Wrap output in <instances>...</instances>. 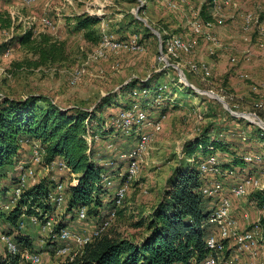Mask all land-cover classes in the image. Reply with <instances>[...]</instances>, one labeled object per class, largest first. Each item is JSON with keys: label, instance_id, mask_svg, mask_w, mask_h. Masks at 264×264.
I'll return each instance as SVG.
<instances>
[{"label": "rangeland", "instance_id": "1", "mask_svg": "<svg viewBox=\"0 0 264 264\" xmlns=\"http://www.w3.org/2000/svg\"><path fill=\"white\" fill-rule=\"evenodd\" d=\"M212 1L186 0L179 3L177 10L181 11L180 14L182 10L188 13V19L187 16L183 17L186 23L187 20L190 22L193 19V12L196 13L195 16L198 15L197 19L203 21L199 12L205 9V13L213 19L209 33L219 35L224 29H233L236 34L245 36L246 39L241 38L243 49L254 48L256 51L253 63L250 60L241 68V60L231 64V55L228 56L227 51H222L226 67L225 70H221L214 63L222 59L220 53L206 52L207 62L199 60L195 55L191 56L195 50L199 49V47L196 49L199 44H195L191 54L181 53L177 59H169L168 66L162 67L165 63L159 60V40H163L164 30L172 31L173 28L168 25L171 24L174 12L158 5L156 0H72L68 5L64 0H36L31 5L21 0L1 2V10L11 16L14 25L8 29L0 28V44L12 35L31 29L36 38L47 34L63 42L64 58L61 61L33 67L28 63L33 56L26 48L17 46L5 51L0 55V96L21 99L30 94H38L49 97L61 107L82 106L92 109L109 93L119 95L120 88L131 80H157L158 83L167 84L169 87L167 91L172 92V98L161 101L159 108L150 111V116L161 122V129L153 135L152 141L142 156L137 175L128 183L125 198L117 208L116 217L102 231V235L138 241L146 234L145 225H139V221L146 217L160 200L166 179L183 156L184 143L201 129L210 125L217 129L219 126L225 127L236 134V137L228 138L236 139L235 142L241 148L252 145L253 150L262 151L260 144L256 142V133L258 129H264V45L257 43V35L259 25L264 24V0H231L230 5L227 6L223 5L221 0ZM79 10H87L100 17L104 24V31L116 40L126 41L129 37L136 35L139 48L109 52L100 60L90 61L88 57L97 43L86 41L81 31L73 29V23L68 26V19L72 18L70 14L74 15ZM247 13L258 17V22H253L244 29L243 16ZM43 18H49L54 23V28L44 26ZM189 22L182 23L188 33L186 37L189 38L168 31L167 33L194 42H197L199 37L203 39L202 35L198 36L191 32L188 28ZM95 29L101 34L100 23L95 26ZM233 55L236 56L237 53ZM189 62L208 65L211 73L209 79L204 81L199 75L189 72ZM250 65L254 66L252 70ZM79 68L85 69L81 80L75 85L69 84L72 73ZM235 68L238 69L236 72ZM179 77L183 79L184 85L198 96L190 93L186 98L174 97V87L179 84ZM232 80L233 85L230 84ZM117 113L118 108L103 107L104 123L107 124L110 121L111 114ZM235 113L243 119L239 126L231 122ZM242 131L248 136L247 144H243L238 138V134ZM141 132L143 131L135 128L128 132L129 136H125L127 133L119 130L107 139L96 138L95 144L97 147H107L108 143H113L117 149L116 152L121 149H131L137 142V135ZM131 133L134 139L131 138L133 140L130 142L131 139L128 137ZM26 147L28 151H22L19 161H15L14 165L8 168L10 172H16V168L22 161L26 165L31 164V148ZM221 161L223 158H220ZM33 166L37 180L43 177H54L57 180L61 177L66 186L70 179L56 168L48 171L41 164ZM113 167L112 175H117L118 172H124L126 163L117 161ZM246 173L248 174V168L243 169L241 173L236 170L233 176L226 174L223 170L219 176L224 186L223 193L229 194L228 189L234 183L235 176ZM117 182L114 180L115 184ZM114 187L115 185L108 188L106 194L101 197L104 207L98 209L96 214L88 215L85 223L77 222L76 215L72 218L65 212V207L57 219H65L64 221L74 231L94 225L112 208L109 202L113 199ZM9 197L11 198V194ZM232 204L241 211L243 219L244 215H247V220L244 219V222L251 224L259 217V210L249 203L247 196L232 198ZM20 230L31 235L36 248L41 249L42 264H62L60 258L43 252L46 243L40 244V239H44L45 242L48 239L43 237L39 225L24 219ZM5 231L6 224L0 221V235ZM4 251L5 245L0 240V253ZM21 264L29 263L24 261Z\"/></svg>", "mask_w": 264, "mask_h": 264}, {"label": "trees", "instance_id": "2", "mask_svg": "<svg viewBox=\"0 0 264 264\" xmlns=\"http://www.w3.org/2000/svg\"><path fill=\"white\" fill-rule=\"evenodd\" d=\"M2 1L0 0V28L8 29L14 23L11 16L1 10ZM199 13L203 23L213 20L205 13V9ZM72 20L73 29L81 31L86 41L99 42L101 34L95 26L100 23V17L82 13L74 15ZM167 37L163 33V39ZM17 46L24 47L31 53L33 59L28 63L33 67L64 58L63 42L47 34L36 38L31 29L12 35L2 42L0 55ZM163 84L165 83H158L157 80H131L120 88L119 95L109 93L92 109L82 106L61 107L49 97L38 94H30L21 99L0 96V221L6 224V231L3 233L11 236L19 249L17 254L8 255L6 251L0 254V264H21V252L41 250L36 248L31 235L20 230L19 223L32 215L43 223L53 215L54 206L48 202V195L58 181H64L61 177L57 180L54 177L38 179L22 190L9 210H4V205L10 200L11 190L19 183L18 172H10L8 168L19 161L24 147H30L36 142L42 153V166L61 160L67 168L62 172L69 177L70 174L75 175V181L69 180L64 188L67 195L65 212L73 218L78 209L84 207L87 215H94L104 207L101 197L108 189L101 181V174L114 176L119 179V183L124 180L119 177L123 172L112 175V168L117 161H122L117 157L118 152L126 150L116 152L114 145V150H109L95 144L96 138L107 139L119 131L110 121L107 122L108 125L104 123L103 107H114L119 111L138 103L150 115V111L159 108L161 101L172 98V92L167 91V84L164 90L159 89ZM174 88V97L186 98L194 93L183 83ZM119 96L121 97L118 98ZM194 96L198 94L194 93ZM114 115L111 114L110 119ZM242 120L235 116L231 118V122L238 125ZM107 127L109 129L106 130ZM133 129L135 127L128 132ZM256 134V142L260 144L262 151L253 150L252 145L241 148L235 142L236 139L228 138L236 137V134L225 127L219 126L217 129L210 125L201 129L184 143L183 156L166 179L160 200L139 221L138 224L145 225L146 228V234L140 240L112 238L101 234L85 245L72 261L63 264H201L210 254L206 240L214 228L208 224V216L216 199L202 193L203 179L199 163L211 154H220L219 161L223 158L220 162L222 172L225 170L226 173H236L237 170L241 173L248 168V175L256 174L258 165L248 164L244 160L246 154H261L264 165V131L258 129ZM125 136H129V133ZM138 136L139 134L136 139ZM128 138H133L132 133ZM238 138L240 139L239 136ZM240 142L247 144L248 136L245 141L240 139ZM105 161H112L113 165L106 166ZM246 196L250 204L263 212L253 223L261 227L264 242V188L252 190ZM109 204L117 214L119 206L114 205V197ZM64 220L62 218L57 221L54 232L68 225ZM55 245L56 241L49 238L45 250L52 252Z\"/></svg>", "mask_w": 264, "mask_h": 264}, {"label": "built area", "instance_id": "3", "mask_svg": "<svg viewBox=\"0 0 264 264\" xmlns=\"http://www.w3.org/2000/svg\"><path fill=\"white\" fill-rule=\"evenodd\" d=\"M21 1L25 4L31 5L36 0ZM156 1L171 10H177L179 9V3H183L186 0ZM221 3L227 6L230 5L231 0H221ZM195 14L193 19L189 22L191 32L196 35L204 34L206 40L215 42V37L209 32L205 33L203 30L204 27H210L212 23H203L200 19H197L198 15L195 16ZM253 22H258V17H255L252 13H247L243 16L244 29ZM42 24L51 29L54 28V23L49 18H43ZM100 24L102 28L101 37L88 57L90 61L100 60L109 52H117L121 49L134 50L139 48L137 42L138 37L136 35L129 37L126 41H119L104 31V24L102 21H100ZM163 33L168 35V37L159 40V60L165 63L162 67L168 66L169 59H177L181 53L189 55L194 50L196 42L185 39L181 36L170 35L165 31H163ZM244 39H246L245 36ZM257 43L264 45V24L262 23L259 25ZM233 60L234 58H232V61ZM188 70L193 74L199 75L204 81H207L211 74L210 68L206 64L189 62ZM84 73V68L76 69L69 79V84L75 85L78 83ZM178 81L179 83L185 84L181 77L178 78ZM165 88V84L159 87V89L162 90ZM110 124L125 133H128L133 127L143 131L139 134L137 142L133 148L118 152V159L126 162L124 172L119 174V177L124 178V180L115 184L114 180L119 181V179L114 176L101 174V181L105 187L111 188L115 185L113 191L114 205L118 207L122 204L125 198L128 183L139 171V164L142 162V156L145 154L148 144L152 141L153 135L158 133L161 129V122L154 120L138 103H133L127 109L119 110L118 113L110 119ZM238 136L243 141L247 139V135L244 131L239 133ZM30 148L31 164L26 165L22 161L16 168L19 183L11 190V198L9 202L4 205V210H9L10 207L14 205L25 187H28L37 181L33 165L41 164L42 153L36 142H34ZM113 148V144L108 143L107 149L114 150ZM190 160L194 161L193 158ZM244 160L248 164L259 165V170L256 174L248 175L246 173L241 176H235L236 179L228 189L229 194L227 195L223 193L224 186L219 177L222 174V170L220 169L218 155L211 154L199 163V172L203 179L202 193L216 199V204L208 216V224L212 225L214 228V231L208 235L206 240L207 247L210 249V254L201 264H253V260H256L257 258H261L264 264V242L261 227L252 223L246 228H241L238 220L232 214V198L244 197L252 190L264 188V165L261 154H246ZM104 164L106 166H111L113 165V162L105 161ZM43 167L48 171H52L55 168L60 171L67 170L64 162L61 160L54 161ZM226 174L233 176L235 173L229 171ZM69 180L74 182L75 175L70 174ZM64 188V183L58 181L56 186L49 193L48 202L54 206V212L53 215L48 217L43 223H40L34 215L27 217L30 223L39 225L44 238H51L56 241V245L52 252L47 250H43V252L50 253L53 256L60 258L62 264L72 261L81 249L85 245L91 243L95 238L99 237L102 234V231H104L109 223L116 217V210L111 209L108 211L106 217L102 218L94 225L84 227L80 231H74L69 225H66L54 232L57 217L62 214V211L64 210L63 208L67 202ZM54 218H56V220ZM87 219L88 215L86 208L82 207L78 209L76 212V221L85 223ZM22 224L23 220L20 221L19 228L22 227ZM0 240L5 245V251L8 255L19 253V249L11 236L3 233L0 235ZM44 243H46L44 239H40V244ZM40 251L41 250L36 252H21V262L26 261L29 264H42L43 253Z\"/></svg>", "mask_w": 264, "mask_h": 264}, {"label": "crops", "instance_id": "4", "mask_svg": "<svg viewBox=\"0 0 264 264\" xmlns=\"http://www.w3.org/2000/svg\"><path fill=\"white\" fill-rule=\"evenodd\" d=\"M71 1L72 0H64L66 5L70 4ZM215 1H217V0H213L212 2H215ZM158 5H160L162 7H165V6H163V5L159 4V3H158ZM190 9H192V8L190 7ZM171 11H173L174 14L172 15L173 17L171 19L172 20L171 24L168 25V26H170L173 29H172V31H169L167 29L164 30V31L165 32L168 31V32L173 33V34H178V35L184 36L185 38H189V37H186L188 35V33L185 31V27H183V25H182L183 22L185 23V20L183 19V17L186 18L185 16H187L188 13L185 10H182V14L179 13V12H181L180 10H171ZM82 13H87V14H90V15L94 14L93 12L91 13V12H89L87 10H79V11H76V13H74V15H79V14H82ZM57 14L58 13H56V15ZM194 14H195V12H193V16H194ZM70 15H72L70 17L74 16L73 14H70ZM187 19H188V16H187ZM188 22L189 21L187 20L186 23L188 24ZM71 23H73L72 18L68 19V26ZM172 23H173V25H172ZM211 27H212V25L210 27H208V28L204 27V29H203L204 32L205 33L209 32ZM188 28L190 29V27H188ZM212 35L215 37V42H211V41L206 40L204 34L202 35L203 39L205 40L204 42H203V39L199 37V40L197 42L195 41L196 42L195 44H197V45L199 44L196 47V49L198 47H199V49L195 50V52L191 56L195 55L199 60L207 62L206 59H205L206 52H208L209 54L212 53V52H214V53L215 52H219L222 59L220 61H218V62L216 61L214 63L216 65V67L217 68H221V70H225V67H226V62H225L224 55H222V51H227L228 52V56L231 55V57H230L231 64H234V62L237 63V62H239L241 60V68L244 67V65L246 63H249L250 60H251L252 63L254 62V59H255L254 57H256V55L254 56V54L256 53V51H255L254 48L247 49L245 47L246 49H243V44H242L241 38L243 39L244 37L242 36V34H236L233 31V29H224V30H222L219 33V35H214V34H212ZM235 53H237L236 56L233 55ZM232 58H234L233 61H232ZM249 67H251V70H252L254 66L250 65ZM237 70H238L237 68L234 69L235 72ZM231 77H233V76H231ZM230 84H232V85L234 84L233 80L231 81ZM236 115H234V116L235 117L240 116L238 114H236ZM235 126H239V125L237 123H235ZM262 130L264 131V129H262ZM26 146L24 147L23 152H27L28 151ZM232 207H233L232 208V214L238 220L240 227L241 228L248 227L249 223L246 221L247 220V215L246 216L244 215V219H246L245 220L246 222H244V219H243V217L241 216V213H240L241 211L234 204H232ZM258 212H259V216L261 214H263L262 211H258ZM258 218L255 221H257ZM0 254H2V253H0ZM253 264H263V261H262L261 258H257L256 260H253Z\"/></svg>", "mask_w": 264, "mask_h": 264}]
</instances>
